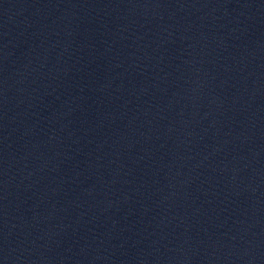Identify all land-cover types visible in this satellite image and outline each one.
Returning a JSON list of instances; mask_svg holds the SVG:
<instances>
[{
  "label": "water",
  "instance_id": "1",
  "mask_svg": "<svg viewBox=\"0 0 264 264\" xmlns=\"http://www.w3.org/2000/svg\"><path fill=\"white\" fill-rule=\"evenodd\" d=\"M0 264H45L24 190L1 126Z\"/></svg>",
  "mask_w": 264,
  "mask_h": 264
}]
</instances>
